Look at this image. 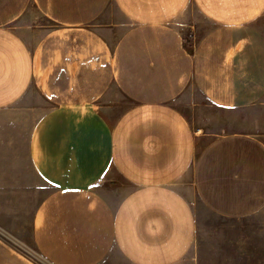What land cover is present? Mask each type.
<instances>
[{
  "label": "crops",
  "instance_id": "crops-1",
  "mask_svg": "<svg viewBox=\"0 0 264 264\" xmlns=\"http://www.w3.org/2000/svg\"><path fill=\"white\" fill-rule=\"evenodd\" d=\"M181 98L264 112V0H0V264H264V133Z\"/></svg>",
  "mask_w": 264,
  "mask_h": 264
},
{
  "label": "rangeland",
  "instance_id": "rangeland-1",
  "mask_svg": "<svg viewBox=\"0 0 264 264\" xmlns=\"http://www.w3.org/2000/svg\"><path fill=\"white\" fill-rule=\"evenodd\" d=\"M190 92L189 96L196 95L194 89L191 88ZM181 99L177 101V106L189 115L191 125L194 128L203 127V131L212 134L229 132L264 133V112L262 111H257V109L255 111L250 108L229 111L208 104L199 105V107L189 105V107L187 104L191 103L192 99L195 102L196 98ZM118 100V98H113L112 102ZM124 102V105H128L126 101ZM24 121L29 126L33 120L25 113ZM40 188H42L40 185L34 183L33 189L28 191L26 197L0 199V236L15 241L19 245V240L26 241L25 237L27 236L31 213L40 200L36 190L38 189L39 192ZM50 189L45 185V194ZM191 200L197 213L198 229L200 231H208L220 223L205 211L196 198L193 197ZM29 253L32 254L31 257L33 258L36 256L32 251H29Z\"/></svg>",
  "mask_w": 264,
  "mask_h": 264
}]
</instances>
